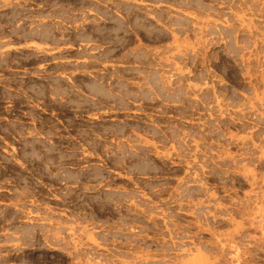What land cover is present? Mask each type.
Listing matches in <instances>:
<instances>
[{
  "label": "rangeland",
  "instance_id": "rangeland-1",
  "mask_svg": "<svg viewBox=\"0 0 264 264\" xmlns=\"http://www.w3.org/2000/svg\"><path fill=\"white\" fill-rule=\"evenodd\" d=\"M0 264H264V0H0Z\"/></svg>",
  "mask_w": 264,
  "mask_h": 264
},
{
  "label": "bare ground",
  "instance_id": "bare-ground-1",
  "mask_svg": "<svg viewBox=\"0 0 264 264\" xmlns=\"http://www.w3.org/2000/svg\"><path fill=\"white\" fill-rule=\"evenodd\" d=\"M98 86H100V85H98ZM93 87V86H92ZM94 88V87H93ZM99 88V87H98ZM98 90H100V89H98Z\"/></svg>",
  "mask_w": 264,
  "mask_h": 264
}]
</instances>
